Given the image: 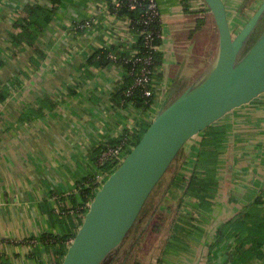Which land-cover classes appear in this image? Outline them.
<instances>
[{
	"label": "crops",
	"instance_id": "obj_1",
	"mask_svg": "<svg viewBox=\"0 0 264 264\" xmlns=\"http://www.w3.org/2000/svg\"><path fill=\"white\" fill-rule=\"evenodd\" d=\"M244 1L223 0L235 33L253 8L250 0L241 11ZM156 3L154 113L197 84L218 54L202 0ZM36 5L51 7L50 0H0V264H60L43 235L70 232L64 253L85 212L78 183L100 173L97 148L134 134L145 115L114 98L123 66L93 60L103 50L117 59L136 54L129 17L109 0H61L34 45L15 42V23ZM194 175L212 178L203 198L188 188ZM169 180L158 207L162 230L142 264H264V94L191 139Z\"/></svg>",
	"mask_w": 264,
	"mask_h": 264
},
{
	"label": "water",
	"instance_id": "obj_2",
	"mask_svg": "<svg viewBox=\"0 0 264 264\" xmlns=\"http://www.w3.org/2000/svg\"><path fill=\"white\" fill-rule=\"evenodd\" d=\"M218 31L217 58L206 75L159 110L139 140L96 189L60 264H102L135 223L172 162L194 137L264 94V33L246 50L264 0L235 33L223 0H202Z\"/></svg>",
	"mask_w": 264,
	"mask_h": 264
},
{
	"label": "trees",
	"instance_id": "obj_3",
	"mask_svg": "<svg viewBox=\"0 0 264 264\" xmlns=\"http://www.w3.org/2000/svg\"><path fill=\"white\" fill-rule=\"evenodd\" d=\"M183 1H187V0H183ZM249 1L250 0H245L243 2L240 8L241 11H243V9L247 8L250 5ZM60 2L61 0H50V3H51L50 8H42L38 5L34 6L33 8H30V7L25 8L23 18L19 22L15 23V28L19 29V31L17 35L13 37V40L17 43L24 41V42H27L28 44L34 45L36 35L43 29L45 24L51 21L53 14L55 13V10L57 9V6L60 4ZM185 11H187V9H185ZM117 13L127 15L131 22V26L136 31H142L145 29L153 30V34L151 37V44L155 46L160 45L161 38L156 35V32L160 30V23L158 21H153V22L146 24L144 20H146L147 17H145L144 15V7L136 6V8L130 9L128 8L126 4H123L117 10ZM263 18H264V14L260 22L262 21ZM201 22H202V19L199 20V23ZM260 22L258 25H260ZM258 38L259 36L255 37L253 33L252 38L246 47V50H248ZM135 47H136V50L139 51V53L136 54L135 57L137 55L143 56L151 52L152 61H153L151 64L152 69H154L155 66L159 64V61L161 59V54L160 52H158V50H153V49L150 50L148 46H145L144 34L138 37ZM108 53H109L108 50H103L99 54H97L93 60H96L103 66L108 64L109 62H118L125 69L127 76L124 81V86L122 87L121 91L118 94L114 95V98L117 101V103L120 104L121 106H125L129 103H132L134 106L138 108L147 110L152 104L153 98L144 97L142 95L141 89L138 86H134V82L138 75V69H139L140 64L134 61L135 57L126 58L122 56L119 59L114 60L108 56ZM128 90H131L130 94H127ZM145 129L146 128L143 127L141 132L134 133L131 136L125 135V142H128L129 145L134 146L136 142L139 140L141 134L144 132ZM119 142L120 141H116V142L111 141L109 144L115 145V144H119ZM106 147L107 146L105 145V143H102L97 148V151H96V164H97L99 172L102 175H109L120 163L115 158H109L101 163L98 162L100 154L106 149ZM182 150L179 152V154L176 156V158L174 159V161L172 162L170 166V167L173 166L174 170H176V164L181 157ZM129 151L130 150L127 148L124 149V153H126V155L128 154ZM163 178L160 180V182L163 180ZM169 178L165 186L163 187V189L159 192L158 199L150 207H148L147 203L153 192L148 197L135 223L133 224L132 228L130 229V231L128 232L127 236L124 239L126 240L129 234L133 233L131 234V237L129 239L130 241L126 245V247L123 248V243H124V240H123L122 243L106 257V259L102 262V264H142L141 257L143 256V254H145V252L143 253L140 252L139 241L143 239L145 233L147 232L149 233L148 235H153V234L159 235V233H161V230H162L161 221H163L164 217L161 213L158 212V207H159V204L163 196L165 195L164 193L168 190V187L170 185L171 180H169ZM99 185L100 184L96 180V176H87L83 178L78 183L79 196L82 199L86 198L88 201L90 195L93 193L95 188H97ZM210 187H212L211 177L207 178V180H204V178L200 179L197 175H194L192 177V180L190 181V184L188 186L189 190H191L192 192H194L201 198H203V194H205L209 190ZM70 236H71L70 232L68 236H66V238L51 237L48 235L46 236L43 235L44 239L52 238V240L49 241V244L52 245V247H54L55 253L58 256L63 255L62 250L65 246V242L67 241V238H69Z\"/></svg>",
	"mask_w": 264,
	"mask_h": 264
},
{
	"label": "built area",
	"instance_id": "obj_4",
	"mask_svg": "<svg viewBox=\"0 0 264 264\" xmlns=\"http://www.w3.org/2000/svg\"><path fill=\"white\" fill-rule=\"evenodd\" d=\"M109 2H110L112 9L115 12H117V10L123 4H126L128 6V8H130V9H134V8H136V6L144 7V15H145V17H147V19L144 20V22L146 24L153 22V21H158L160 23V14H159V9H158L156 0H109ZM202 4L206 7V5L203 1H202ZM88 23L89 22H85L84 24H88ZM135 32H136L138 37L140 35L144 34L145 46H148L150 48V50L151 49L157 50V46L151 44V37L153 34V30H150V29H145L142 31H136L135 30ZM156 35L161 38V23H160V30H158V32H156ZM138 53H139V51L137 50L136 54H138ZM135 55L133 57H135ZM108 56L111 59L117 60V58H115L114 55L111 54L110 52L108 53ZM134 61L138 62L140 64L139 69H138V75H137L135 82H134V86H138L141 89L142 95L144 97H152L153 98L154 90H153V83H152V73H153L154 69H152V67H151V64L153 62L151 52L147 53L143 56L137 55L134 58ZM130 93H131V90H128L127 94H130ZM153 106L154 105L152 102V104L150 105V107L147 110L142 109L143 112L145 113V115L139 124L140 126L133 128L134 133L141 132L143 127L146 128L149 125V123L152 121V119L155 117L157 112L154 113L152 111ZM119 141H120L119 144H115V145H110L109 144L110 141H105L104 143L107 147L100 154L98 162H100V163L104 162L105 160H107L109 158H115L116 160L121 162L124 159V157L126 156V153H124V149L127 148L130 150L133 146L129 145L128 142H125V137ZM107 176L108 175H102L101 173H99L96 175V180L101 185ZM97 188H95L93 193L90 195L88 201L86 202V204L84 206V209H86L87 206L89 205V202L91 201L93 194Z\"/></svg>",
	"mask_w": 264,
	"mask_h": 264
},
{
	"label": "rangeland",
	"instance_id": "obj_5",
	"mask_svg": "<svg viewBox=\"0 0 264 264\" xmlns=\"http://www.w3.org/2000/svg\"><path fill=\"white\" fill-rule=\"evenodd\" d=\"M260 1V2H259ZM261 1L262 0H251V3H252V6L251 7H253L252 9H251V11L249 12V14H250V16L252 15V13L256 10V8L258 7V5L261 3ZM239 16L238 17H240V16H242V17H245L244 16V14H242V13H239L238 14ZM249 16V17H250ZM248 19V18H247ZM235 30H237V29H235ZM264 33V18L262 19V21L260 22V25H258V27L256 28V30H255V32H254V36L256 37V36H261L262 34ZM173 170H174V167L172 166V167H170V169L167 171V173L165 174V176H164V178H163V180L158 184V186L156 187V189L153 191V193H152V195L150 196V198H149V200H148V203H147V205H148V207H150L157 199H158V196H159V192L163 189V187L165 186V184H166V182H167V180H168V178L170 177V175H171V173L173 172ZM168 192V191H167ZM167 192H165L164 194H166ZM158 212H159V210H158ZM131 234H133V233H130L129 234V236L126 238V240H124V243H123V248L124 247H126V245L129 243V239H130V237H131ZM149 233L147 232V233H145V235H144V237H143V239L142 240H140L139 241V243H140V252L141 253H143V252H145V253H147V251L149 250V246H151V244H152V241L155 239V237H156V235H148ZM139 252V253H140Z\"/></svg>",
	"mask_w": 264,
	"mask_h": 264
}]
</instances>
